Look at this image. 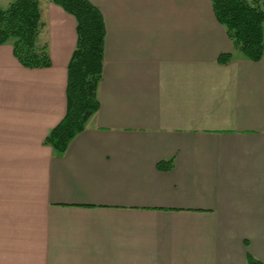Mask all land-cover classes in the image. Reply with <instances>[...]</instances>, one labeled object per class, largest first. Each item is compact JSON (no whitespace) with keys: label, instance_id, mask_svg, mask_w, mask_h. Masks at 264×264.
Wrapping results in <instances>:
<instances>
[{"label":"crops","instance_id":"1","mask_svg":"<svg viewBox=\"0 0 264 264\" xmlns=\"http://www.w3.org/2000/svg\"><path fill=\"white\" fill-rule=\"evenodd\" d=\"M88 1L99 107L62 154L74 18L38 0L47 68L0 45V264H264V48L234 52L210 0Z\"/></svg>","mask_w":264,"mask_h":264},{"label":"trees","instance_id":"2","mask_svg":"<svg viewBox=\"0 0 264 264\" xmlns=\"http://www.w3.org/2000/svg\"><path fill=\"white\" fill-rule=\"evenodd\" d=\"M75 20L76 43L67 64L66 112L44 139L56 154L84 129L99 107L97 88L102 74L105 27L100 10L88 0H49ZM216 21L225 28L234 52L258 62L264 48V0H210ZM42 22L38 0H13L0 9V45L10 44L18 63L27 69L47 68L46 44L39 43ZM232 53L220 54L227 64ZM249 264H261L250 261Z\"/></svg>","mask_w":264,"mask_h":264},{"label":"rangeland","instance_id":"3","mask_svg":"<svg viewBox=\"0 0 264 264\" xmlns=\"http://www.w3.org/2000/svg\"><path fill=\"white\" fill-rule=\"evenodd\" d=\"M13 0H0V9L5 10Z\"/></svg>","mask_w":264,"mask_h":264}]
</instances>
